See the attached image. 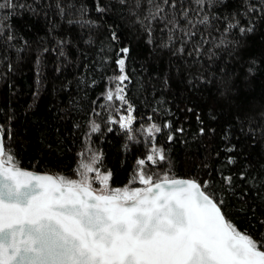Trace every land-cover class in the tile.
<instances>
[{
  "label": "snow or ice",
  "instance_id": "6c2138e0",
  "mask_svg": "<svg viewBox=\"0 0 264 264\" xmlns=\"http://www.w3.org/2000/svg\"><path fill=\"white\" fill-rule=\"evenodd\" d=\"M0 62V264H264V0H0Z\"/></svg>",
  "mask_w": 264,
  "mask_h": 264
},
{
  "label": "trees",
  "instance_id": "16d2710c",
  "mask_svg": "<svg viewBox=\"0 0 264 264\" xmlns=\"http://www.w3.org/2000/svg\"><path fill=\"white\" fill-rule=\"evenodd\" d=\"M15 23L20 28L21 31H24L25 29L21 27L26 23V19H20L19 17L15 18ZM15 49L12 50V54L14 55ZM25 59L23 60L22 64L18 66V69L15 73L9 72L8 75L11 77V80L15 83L17 86L18 91H20L23 95L19 98L18 103H22L25 100H29L31 98V91L34 90L35 84V75L34 70L32 67V61H31V52L28 51L24 53ZM6 71L4 63L0 62V77L3 76L4 72ZM6 86V80L0 79V90H3ZM0 100H2V94H0ZM3 105L0 103V108H2ZM2 115V113H0ZM139 127V125H137ZM104 135L105 138L103 140L100 139V135ZM98 133L94 137V141L99 145L100 148L103 149L105 156H104V165L107 168H113L116 170L117 175L115 176V181L117 183H126L127 179L126 177L131 172V164L135 158L136 155H139L142 151L145 150V147L143 144H134L133 150L128 154L127 156V167L122 168L119 167L117 164V153H120V158L124 159L123 154V133L121 131H118V126L114 127L111 132H104V133ZM73 139H76L73 137ZM83 142L82 135L79 139L76 140L75 145H71V140L69 141V144L71 145V150L67 152L65 156L61 158V163L63 165H66L65 168H60L58 170L64 171L67 174H70L71 168L75 167V155L76 152L79 151V145ZM28 150L25 147L23 152L20 155V158L22 160V163L24 166H29L31 162V157L25 155Z\"/></svg>",
  "mask_w": 264,
  "mask_h": 264
},
{
  "label": "rangeland",
  "instance_id": "374dc122",
  "mask_svg": "<svg viewBox=\"0 0 264 264\" xmlns=\"http://www.w3.org/2000/svg\"><path fill=\"white\" fill-rule=\"evenodd\" d=\"M98 186V185H97Z\"/></svg>",
  "mask_w": 264,
  "mask_h": 264
}]
</instances>
